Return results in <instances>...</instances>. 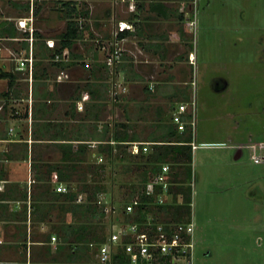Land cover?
<instances>
[{
    "label": "crops",
    "instance_id": "obj_1",
    "mask_svg": "<svg viewBox=\"0 0 264 264\" xmlns=\"http://www.w3.org/2000/svg\"><path fill=\"white\" fill-rule=\"evenodd\" d=\"M45 1L0 0L3 56L27 47L29 31L19 26L20 20L29 26L32 15L37 30L32 79L16 70L11 60L0 59V264L77 262L78 255L71 254L76 247L62 243L52 232V224L53 230L60 227L50 216L58 214L54 195L80 183L63 180L61 171L78 158L86 159L83 164L100 162L103 155L99 146L92 150V144L115 145L113 135L121 131L132 142L174 139L173 112L198 89L199 40L188 27L195 11L193 0H80V5L73 0L84 29L72 51L63 50L62 67L53 63L55 57H43L50 60L46 63L38 56L41 44L47 52L53 49L47 39L58 44L39 23H45L40 16L50 6L62 19L56 27L59 34L66 22L61 16L66 11L62 1L70 0H49L52 5ZM200 4L201 12L213 13L211 0H200ZM199 5L196 25L204 22L197 15ZM118 21L132 28L117 40L121 58L109 66L97 51L113 39ZM92 32L99 45L77 50L74 46L88 41ZM60 70L67 76L58 80ZM115 85H123L118 94L126 92L122 106L107 95L114 93ZM120 114L124 122L119 121Z\"/></svg>",
    "mask_w": 264,
    "mask_h": 264
},
{
    "label": "rangeland",
    "instance_id": "obj_2",
    "mask_svg": "<svg viewBox=\"0 0 264 264\" xmlns=\"http://www.w3.org/2000/svg\"><path fill=\"white\" fill-rule=\"evenodd\" d=\"M76 1L80 5V0ZM211 3L213 13L201 12V4L198 8V18L204 20L195 30L199 40L200 76L197 92L188 100L195 102L192 139L196 144L190 182V220L194 223L192 241L195 246L191 264H264V0H211ZM50 8L47 6L48 10L41 13L40 19L46 21L39 26L47 30L46 35L54 37L62 19ZM94 38L93 33L88 41L78 42L74 47L94 49L99 45ZM114 41L113 37L104 50L97 51L100 59H106L113 45L120 48ZM102 46L104 44H100ZM43 47L42 44L40 49L45 51ZM225 87V91L220 92ZM120 88L123 85L116 86L114 93L109 91L107 95L119 100L117 103L122 106V94L126 92L121 90L118 94ZM120 116L119 121H123ZM253 144L260 158L257 163L251 158L249 146ZM97 146L92 144V150H97ZM126 150L139 153V150L134 152L132 144H127ZM149 150L150 144L146 152ZM102 161L108 163V159L102 157L98 164ZM113 162V167L106 164L96 175H88L90 181L92 177L97 179L107 190L99 192L96 203L104 205L105 211L103 217L96 219L99 223L96 235L100 238L124 219L122 211L126 204L123 203L133 195L129 182L136 180L135 173L139 171L129 159ZM82 165L84 168L87 164ZM127 165L131 170L126 171ZM85 196L82 193L77 201L83 202ZM126 203L132 204V199ZM56 207L58 214L50 215L54 223L63 220L71 223L67 219L70 209L57 204ZM131 211L134 212V207ZM153 213L158 222L177 223L170 219V214H160L158 209ZM73 221V224L81 222ZM53 229L55 233L57 230ZM71 244L75 247L74 242ZM79 245L87 252H80L74 264H96L93 263L96 245L90 244L87 249ZM178 263L185 264V259Z\"/></svg>",
    "mask_w": 264,
    "mask_h": 264
},
{
    "label": "trees",
    "instance_id": "obj_3",
    "mask_svg": "<svg viewBox=\"0 0 264 264\" xmlns=\"http://www.w3.org/2000/svg\"><path fill=\"white\" fill-rule=\"evenodd\" d=\"M62 3L66 6V11L61 15L62 18L66 19L65 28L55 36L58 44L51 50V52L49 51V54H46V50L42 51V49H40V54L43 55L42 58L46 57L53 59L56 54L60 55L65 48L69 49L71 52L73 45L82 35L84 27L77 19L80 12L76 7L75 2L70 0L62 1ZM37 10L38 9L35 10V13ZM126 31L127 29L120 31L117 35V39L123 38ZM34 35L35 37L37 36V30L34 31ZM40 46H42V44ZM61 62L63 61H53L57 67H62ZM172 135L175 137L171 140H151V143L149 142L151 145L148 152L142 151L141 148L143 144L140 143L139 153L136 154L127 152V144H132V141H130L131 139L121 131L113 135L116 143L115 145H112L108 141L98 143V151L103 157H105V160L108 159V163H105V161H102V163L99 164L87 162V165L82 168V164L83 162H86V159L78 158L75 160L76 163H72V165L69 166V169H66L68 168L66 167L65 172L61 171L60 175H63V180H75L76 182H80L76 185L75 189H72L70 185H67L69 188L66 193H58L54 195V200L59 202V206L70 209V212H68L69 215L67 216L70 217L71 223H64V220L61 219L63 221L60 223V227L55 233L59 236L62 243L70 245L71 242H74L77 244L75 250L71 253L73 254L72 257L77 256L83 250L84 253L87 252L81 247L82 245H79V243L85 245L86 249L90 248V244H94L96 246L94 252L95 261H93V263L102 264L98 260L96 253L98 247L106 239L108 234L101 238L96 235L99 226L96 219L99 216L103 217L105 215L104 205L99 206L96 203L100 194L99 192H107V190L102 183L96 182L97 179L95 180L92 177L90 181L88 175H96V173L99 170H102L106 164L113 167V160L126 161L129 159L130 162L135 164L136 171L139 169V171L135 173L137 175L136 180L129 182V187L131 188L133 195L125 201L123 200V204H127L126 202H129L132 199L135 210L133 213H129L126 211L125 205L122 211L124 219H121L120 223L137 222L142 226L148 221L149 214H154L153 212L157 209L161 212L160 214H170V219L177 223L188 222L190 220L192 202V190L190 186L192 150L190 142L193 139L189 129L179 133L175 129ZM83 151H85V149H83ZM74 159H72V161H74ZM80 161L81 163H79ZM164 164H168L170 167L167 181L170 183L169 198H171V200L166 199L165 202L158 203L155 196L147 193L146 188L149 182L154 181L155 175L161 171L162 165ZM76 169H79V171ZM128 170H131L130 165H127L126 171ZM94 180L95 182H92ZM154 187L156 192L160 191V185L156 184ZM78 193H84L86 195L83 202H76ZM134 195H137V197H133ZM63 201L65 203H63ZM151 216V222L156 221L154 217L155 215ZM74 219L80 220L81 222L73 224ZM164 222L167 221L165 220ZM127 260L125 252L118 249L112 258V262L109 264H125ZM164 264H168V262L166 261Z\"/></svg>",
    "mask_w": 264,
    "mask_h": 264
},
{
    "label": "built area",
    "instance_id": "obj_4",
    "mask_svg": "<svg viewBox=\"0 0 264 264\" xmlns=\"http://www.w3.org/2000/svg\"><path fill=\"white\" fill-rule=\"evenodd\" d=\"M199 0H193L194 12L193 18L188 21V27L195 35L196 30V8L198 7ZM131 4V8H133ZM31 24L26 26L25 19L19 21V26L29 31L27 40V47L21 48L17 51H9L7 56H3V49L0 47V59L7 58L11 60L15 69L23 71L28 75L29 79H32V73L35 65V37L33 26V16L29 18ZM131 25L125 21H118L116 30L114 32V43L117 44V35L120 31L125 29H131ZM47 46L54 48L55 43L51 39L46 40ZM64 56V51L59 55L56 54L54 60L60 61ZM121 58V48L117 46L111 47L109 54L106 56V64L112 66L115 62ZM65 71L60 70L57 75V79L61 80L66 77ZM87 96H84V99ZM83 98V97H82ZM194 101H186L179 103L176 110L173 112L172 121L174 122L176 129L182 132L186 129L191 130L190 133L194 137L195 134V111ZM78 108H82V105H78ZM142 143V151H147L149 142H132L134 152L139 150V144ZM191 150L196 148L194 141L190 142ZM251 148V158L254 162H259V156H257L256 145L249 146ZM259 155V154H258ZM170 167L168 164L162 165L161 171L155 175L154 181L147 184V193L155 196L158 203H163L169 198V181L168 174ZM160 185V191L156 192L154 185ZM59 190H65L63 187H58ZM134 204L128 203L125 206L127 212H132ZM135 210V208H134ZM153 214H149L148 221L142 226L137 222L117 223L110 228L106 239L101 243L97 250V257L100 263L109 264L112 262V258L118 249L125 252L127 256V262L125 264H164L166 261L168 264H181L178 263L182 259H185V264H191V257L193 254V232L194 223L192 220L182 223H169L158 222L157 220L151 222ZM55 236H52V240ZM120 264V263H119Z\"/></svg>",
    "mask_w": 264,
    "mask_h": 264
}]
</instances>
